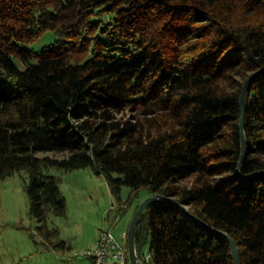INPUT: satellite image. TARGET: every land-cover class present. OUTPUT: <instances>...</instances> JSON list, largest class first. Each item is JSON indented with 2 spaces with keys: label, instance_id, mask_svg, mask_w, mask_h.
I'll list each match as a JSON object with an SVG mask.
<instances>
[{
  "label": "trees",
  "instance_id": "trees-1",
  "mask_svg": "<svg viewBox=\"0 0 264 264\" xmlns=\"http://www.w3.org/2000/svg\"><path fill=\"white\" fill-rule=\"evenodd\" d=\"M88 166L119 211L149 188L209 224L153 202L136 225L151 264H237L219 230L264 264V0H0V180L29 169L42 221L67 209L45 169Z\"/></svg>",
  "mask_w": 264,
  "mask_h": 264
},
{
  "label": "rangeland",
  "instance_id": "rangeland-1",
  "mask_svg": "<svg viewBox=\"0 0 264 264\" xmlns=\"http://www.w3.org/2000/svg\"><path fill=\"white\" fill-rule=\"evenodd\" d=\"M55 40L56 34L50 30L28 46L40 51ZM38 154L54 153L41 151ZM45 170L58 177L66 197V213L56 215L48 210L42 221L32 213L27 191L29 169L23 168L1 179L0 264H94L85 252L97 245L102 229H110L117 239L126 243L125 234L129 231L135 206L152 195L149 188H143L131 199L129 208L118 211L121 219L114 221L118 212L111 211V203L118 199L112 194L104 174H98L92 166ZM129 194L130 188L124 186L122 199H128ZM62 241L65 243L61 244ZM149 254L150 244L146 243L141 248V256Z\"/></svg>",
  "mask_w": 264,
  "mask_h": 264
},
{
  "label": "built area",
  "instance_id": "built-area-1",
  "mask_svg": "<svg viewBox=\"0 0 264 264\" xmlns=\"http://www.w3.org/2000/svg\"><path fill=\"white\" fill-rule=\"evenodd\" d=\"M127 207V204H120L116 201L111 203V211H119V207ZM121 219V213L115 215L114 221ZM126 243L117 239L110 229H102L97 245L94 248L86 250L85 254L89 256L94 264H129L130 252L127 246L128 244V232L125 234ZM140 264H151L152 255L149 254L146 257H142L138 254Z\"/></svg>",
  "mask_w": 264,
  "mask_h": 264
},
{
  "label": "water",
  "instance_id": "water-1",
  "mask_svg": "<svg viewBox=\"0 0 264 264\" xmlns=\"http://www.w3.org/2000/svg\"><path fill=\"white\" fill-rule=\"evenodd\" d=\"M257 74V73H256ZM254 74L253 76H251V78L248 80L245 89L243 91V97H242V128H243V133H244V149H243V157H242V162H241V166L240 169L242 167V164L245 160V154H246V139H245V132H244V127H245V116H246V107H247V94H248V90H249V86L250 83L252 81V78L256 75ZM239 169V170H240ZM163 198H167L168 200L180 205L184 212L187 213L188 215H190L195 221L199 222L200 224H202L203 226H207L210 227L208 223H206L205 221H203L199 216H197L196 214L192 213L188 207L184 204H182L181 202L174 200L173 198L170 197H163L162 194L160 193H154L153 195L147 197L144 201L141 202V204L139 205V207L136 209L129 231H128V245H129V252H130V261L131 264H140L139 263V257H138V253H137V249H136V225H137V220L140 217L141 213L149 206L151 205L153 202L163 199ZM212 230H216L215 228H211ZM219 232L224 233L227 235V237L229 238L232 247H233V252H234V256L236 259V263L237 264H242L240 255H239V251H238V246L237 243L235 242V240L229 235L227 234L225 231L219 230Z\"/></svg>",
  "mask_w": 264,
  "mask_h": 264
},
{
  "label": "clouds",
  "instance_id": "clouds-1",
  "mask_svg": "<svg viewBox=\"0 0 264 264\" xmlns=\"http://www.w3.org/2000/svg\"><path fill=\"white\" fill-rule=\"evenodd\" d=\"M138 253V252H137Z\"/></svg>",
  "mask_w": 264,
  "mask_h": 264
}]
</instances>
